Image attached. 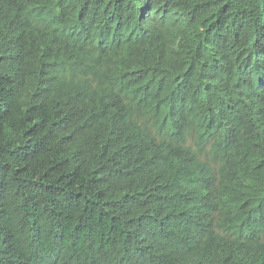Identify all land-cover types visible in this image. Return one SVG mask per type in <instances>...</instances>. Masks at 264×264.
<instances>
[{
  "label": "trees",
  "instance_id": "1",
  "mask_svg": "<svg viewBox=\"0 0 264 264\" xmlns=\"http://www.w3.org/2000/svg\"><path fill=\"white\" fill-rule=\"evenodd\" d=\"M0 264H264V0H0Z\"/></svg>",
  "mask_w": 264,
  "mask_h": 264
}]
</instances>
